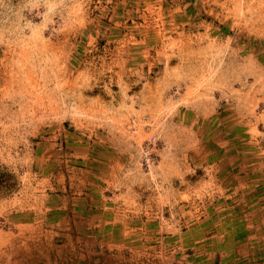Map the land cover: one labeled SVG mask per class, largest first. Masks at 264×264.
I'll return each mask as SVG.
<instances>
[{"label":"rangeland","instance_id":"1","mask_svg":"<svg viewBox=\"0 0 264 264\" xmlns=\"http://www.w3.org/2000/svg\"><path fill=\"white\" fill-rule=\"evenodd\" d=\"M0 264H264V0H0Z\"/></svg>","mask_w":264,"mask_h":264}]
</instances>
